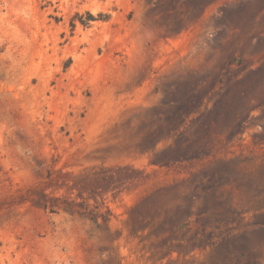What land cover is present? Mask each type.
<instances>
[{"label":"rangeland","instance_id":"1","mask_svg":"<svg viewBox=\"0 0 264 264\" xmlns=\"http://www.w3.org/2000/svg\"><path fill=\"white\" fill-rule=\"evenodd\" d=\"M0 264H264V0H0Z\"/></svg>","mask_w":264,"mask_h":264}]
</instances>
